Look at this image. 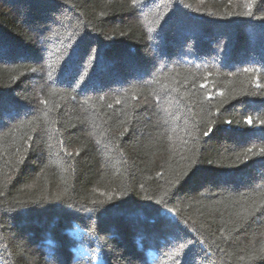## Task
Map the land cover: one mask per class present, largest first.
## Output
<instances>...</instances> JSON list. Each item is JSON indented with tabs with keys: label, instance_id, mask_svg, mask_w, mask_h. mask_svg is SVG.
I'll return each instance as SVG.
<instances>
[{
	"label": "trees",
	"instance_id": "16d2710c",
	"mask_svg": "<svg viewBox=\"0 0 264 264\" xmlns=\"http://www.w3.org/2000/svg\"><path fill=\"white\" fill-rule=\"evenodd\" d=\"M98 263L264 264V0H0V264Z\"/></svg>",
	"mask_w": 264,
	"mask_h": 264
},
{
	"label": "snow or ice",
	"instance_id": "6c2138e0",
	"mask_svg": "<svg viewBox=\"0 0 264 264\" xmlns=\"http://www.w3.org/2000/svg\"><path fill=\"white\" fill-rule=\"evenodd\" d=\"M249 123H251V121H249ZM206 135H207V133H206Z\"/></svg>",
	"mask_w": 264,
	"mask_h": 264
},
{
	"label": "rangeland",
	"instance_id": "374dc122",
	"mask_svg": "<svg viewBox=\"0 0 264 264\" xmlns=\"http://www.w3.org/2000/svg\"><path fill=\"white\" fill-rule=\"evenodd\" d=\"M98 264H100V263H98Z\"/></svg>",
	"mask_w": 264,
	"mask_h": 264
}]
</instances>
